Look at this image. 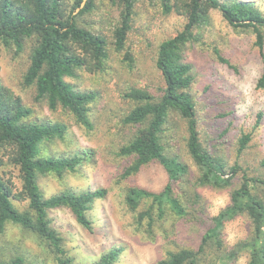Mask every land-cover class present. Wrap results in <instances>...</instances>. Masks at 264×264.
<instances>
[{"label":"trees","instance_id":"trees-1","mask_svg":"<svg viewBox=\"0 0 264 264\" xmlns=\"http://www.w3.org/2000/svg\"><path fill=\"white\" fill-rule=\"evenodd\" d=\"M164 14L175 12L183 17L181 29L165 38L158 47L155 66L160 71L163 85L158 94L146 88H130L124 97L134 106L122 118L135 132L118 151V156L129 158L120 175L130 177L144 166L156 161L167 173V181L159 191L131 186L123 201L130 210L146 205L136 217L137 229L153 236L155 226L172 213L177 218L191 212L186 200L190 193L184 189L175 192L176 184L189 175L188 165L175 155H167V137L171 136V117L178 116L185 123L186 152L196 167L194 185L226 188L232 178L241 173V181L230 192V203L211 217L197 247H179L168 250L156 264H231L242 251L248 252L247 264H264V179L249 176L234 163L228 166L220 156L213 155L200 140L194 101L188 89L193 81L191 64L183 61L187 43L201 42L200 30L208 22L211 9H218L223 19L235 30L254 35L262 65L256 88L264 89V13L252 0H153ZM137 0H110L118 9V18L112 29L115 51L125 50L123 59L132 68L134 60L126 50ZM96 0H0V45L13 49L17 55L26 47L28 65L22 77V86L34 89V101L44 102L49 111L69 115L75 124L90 130V104L95 91H80L67 77L77 76L79 69L102 71L108 57L105 36L80 23L84 14L94 13ZM217 59L232 67L229 60L215 48ZM233 68V67H232ZM34 110L10 89L0 84V153L6 152L10 163L19 170L20 189L13 191V183L0 176V235L8 225H16L45 241L55 254L57 264H73L64 248V240L54 229L49 211L67 208L76 222L91 231L96 222L92 212L96 200L103 198L105 188L65 189L45 197L38 183L41 176H53L64 181L67 174L78 171L90 162L95 151L82 148L70 154H42V147L53 140H64L68 127L63 122L40 120ZM167 132V133H166ZM249 133L238 139L240 154L250 141ZM177 185V187L179 186ZM184 184V183H183ZM185 186V184H184ZM194 201L200 195L194 194ZM15 201H27V207L18 208ZM246 216L252 225L248 238L227 249L222 238L225 223L237 215ZM122 248L111 247L90 264H115ZM0 264H33L22 255L0 254Z\"/></svg>","mask_w":264,"mask_h":264},{"label":"rangeland","instance_id":"rangeland-1","mask_svg":"<svg viewBox=\"0 0 264 264\" xmlns=\"http://www.w3.org/2000/svg\"><path fill=\"white\" fill-rule=\"evenodd\" d=\"M225 1V0H221ZM264 13V0H252ZM118 18V9L110 0H96L94 13L84 14L80 23L105 36L108 57L102 71L79 69L74 78L67 77L74 87L82 91H95L96 98L90 104V130L79 127L69 115L61 111H49L44 102L34 101V89L22 86V77L28 65L26 47L19 54L0 45V84L10 89L34 110L40 120L59 121L67 125L64 140H53L42 147V154H70L82 148L95 151L90 162L78 171L67 174L64 181L53 176H41L39 186L45 197L66 187L107 190L103 198L96 200L92 215L95 224L91 231L82 228L69 209L61 207L49 211L54 229L64 242V248L73 264H90L111 247L122 248L115 264H156L168 250L179 247H197L211 217L230 203V192L241 181L238 172L232 184L226 188L194 185L197 170L185 148V123L172 116L171 136L167 137L166 153L175 155L188 165L189 175L175 186V192L184 189L190 193L186 200L191 214L177 218L169 213L155 226L153 236L144 229H137L135 217L146 205L130 210L123 201L128 187L139 186L159 191L167 181L165 169L156 161L144 166L136 174L121 179L120 175L129 158L118 156L119 148L134 134L135 127L122 123V118L134 103L124 97L130 88H146L158 94L163 85L160 71L155 66L159 44L174 36L184 19L175 12L164 14L158 2L137 0L131 28L127 35L126 50L131 52L134 66L130 68L123 59L124 51H115L112 29ZM202 41L187 43L183 49V61L191 64L193 81L188 89L191 94L201 142L228 166L238 163L249 176L264 179V89L256 88V80L262 69L260 56L254 45V35L232 28L218 9H211L208 22L200 30ZM220 54L229 60V67L217 59ZM167 133V132H166ZM251 136L247 147L237 153L238 139L243 134ZM0 176L12 181L13 191L20 189L19 170L13 166L6 152L0 153ZM185 186H184V184ZM200 199L194 201V194ZM24 209L27 201H15ZM250 220L240 214L227 221L222 238L227 249L249 237ZM0 254L22 255L33 264H57L55 254L48 244L23 231L16 225H8L0 235ZM248 252L242 251L231 264H247Z\"/></svg>","mask_w":264,"mask_h":264}]
</instances>
